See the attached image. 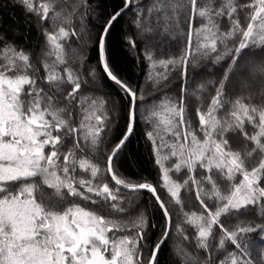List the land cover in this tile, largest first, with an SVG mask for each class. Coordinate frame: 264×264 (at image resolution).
<instances>
[{"label":"snow or ice","instance_id":"snow-or-ice-1","mask_svg":"<svg viewBox=\"0 0 264 264\" xmlns=\"http://www.w3.org/2000/svg\"><path fill=\"white\" fill-rule=\"evenodd\" d=\"M86 2L91 8V0ZM16 3L28 15L27 24L35 17L44 47L37 55L17 43L13 29L0 32V264H264V252L254 255L264 248V0H123L102 31L90 37L98 46L96 65L86 67L88 58L82 57L80 71L69 65L65 44L85 31V18L78 32L72 18L79 13L67 0ZM133 8L135 35L125 41L150 69L179 67L187 80L188 68L202 60L226 63L214 94L203 83L191 94L182 84L175 99L164 96L146 113L144 123L153 126L145 135L158 169L156 185L134 182L117 159L134 133L143 97L111 64L107 40L118 18ZM173 42L178 56L171 52ZM165 43L168 58L156 60V49ZM101 68L100 79L106 77L116 91L84 95L98 91L90 83ZM159 77L168 79L166 73ZM148 78L154 79L152 72ZM193 98L199 104L196 127ZM121 119L123 132L115 139L106 136L115 131L109 125L118 126ZM185 172L182 183L172 178ZM189 187L203 212H183L193 236L182 225L176 230L185 241H194V250L169 247L164 258L172 216L160 190L179 205L181 190ZM122 189L152 195L164 218L156 239L148 235L140 204L135 197L120 196ZM253 212L232 229L221 219ZM113 213L127 218L116 219ZM214 226L220 238L211 244ZM254 233L261 234L259 241Z\"/></svg>","mask_w":264,"mask_h":264},{"label":"trees","instance_id":"trees-1","mask_svg":"<svg viewBox=\"0 0 264 264\" xmlns=\"http://www.w3.org/2000/svg\"><path fill=\"white\" fill-rule=\"evenodd\" d=\"M97 2L99 8H96ZM71 10L78 12V15H74L72 18L73 25L79 32L81 27L82 18L85 31L80 33L78 36L70 37L65 44L66 51L68 52V62L71 67L80 71L81 58L87 57L86 67L90 68L96 65L98 60V46L94 47L90 43L91 35H94L98 31H102L101 25L105 22L109 14L113 13L114 10H119L123 7V0H91V8L88 7L86 0H67ZM92 9H96L93 11ZM67 11V9L65 10ZM135 9L126 11L121 15L118 20L114 23L113 27L108 36L107 40V55L111 64L118 70L121 77L126 80L133 88H138L140 95L143 97L141 101H138V120L135 125L134 133L130 137L127 143L123 157H118L121 167L133 181H143L156 185L159 179L158 169L154 164L153 156L151 154V144L147 140L145 133L153 130L151 123L145 124L144 117L146 113L150 112L152 105L158 104L164 96L176 98L179 95L180 86L182 84L188 85V92L191 94L196 88L197 84H206L208 89H213L216 81H218L223 75V69L226 67L225 62L220 64H213L211 59L202 60L199 67L188 68L187 80L182 79L181 70L179 67L169 66L166 71L163 67L157 65L154 69L149 68V62L146 61L142 56L132 51L129 45L125 41L127 35H135L132 28L131 21L134 19ZM90 17V19H87ZM99 17V18H97ZM29 19L28 15L24 10L16 3V0H0V32L7 31L9 28L13 29L18 33L17 43L24 44L35 50L38 55L41 53L44 47L43 37L38 33V26L35 23V17L32 18L33 23L27 24L26 21ZM51 23V22H49ZM198 26V25H196ZM12 33L9 32L11 38ZM137 46L142 47L137 37ZM74 50V51H73ZM169 52V46L167 43L158 47L155 51V59H167ZM171 52L173 55H180L178 46L173 42L171 44ZM149 72L153 73L154 79L149 80ZM160 73H166L168 79L164 80L159 77ZM102 74V68L97 72V80L94 85L90 86L98 89L95 92L85 91L84 95H90L93 97H99L105 92H114L116 87L113 83L107 80V78L100 79ZM90 79V78H89ZM157 80L159 83L157 84ZM211 82V83H209ZM231 85H229V97H232ZM254 88L257 90V102H259V91L261 85L259 81H254ZM214 94V92H211ZM206 100H210V94L204 93ZM124 106H127V98L122 101ZM199 106L198 102L193 98L190 112L193 121V126H198V118L195 117V109ZM108 110L111 111V106H107ZM206 109V104H205ZM115 127V131H109L105 135L113 139L117 138L124 130L125 124L123 119L120 120L118 126L109 125V128ZM202 136V133H200ZM171 139V137H168ZM101 151H103V145H101ZM89 155H92L89 153ZM98 158V156H97ZM258 159V158H257ZM106 163V162H105ZM103 167V163L101 165ZM172 178L178 182H183L186 178V172L184 174L172 173ZM85 179H89V174H84ZM110 179V177H107ZM228 185L222 184V190L227 191ZM123 197H135L137 203L140 204V211L145 213L147 222L149 224L148 235L152 239H156L159 235L160 228L164 223L162 212L159 210L158 205L154 203V198L146 190H141L136 193H129L127 190L122 189L119 193ZM160 195L165 200V203L172 216V229L171 237L164 246V258H167L169 253L168 249L171 247L176 250L177 246L184 248L187 251H193L195 243L194 241H185L183 236L177 232L176 225H182L184 232L189 236H193L195 229L184 223L185 217L183 212H197L202 213L203 209L200 207L199 201L195 198V190L189 188L182 189L180 192L181 204H176L164 190H160ZM206 203L213 205L214 202L208 200L205 197ZM81 206L94 209L95 206L91 205L90 202L79 201ZM127 207V204H125ZM106 213L108 210H105ZM116 219L127 218L123 217L122 214L113 213ZM206 215V214H205ZM246 216H254L253 213H242L238 219L235 215L228 217H221L225 226L232 229L236 226L240 219H244ZM151 225H155V228H151ZM213 232L215 234L214 239H210L211 244L218 242L220 238L218 226H214ZM261 234L254 233L252 238L259 241ZM264 244V241H260ZM257 252H264V248L256 249L254 255ZM188 264V262H186Z\"/></svg>","mask_w":264,"mask_h":264},{"label":"rangeland","instance_id":"rangeland-1","mask_svg":"<svg viewBox=\"0 0 264 264\" xmlns=\"http://www.w3.org/2000/svg\"><path fill=\"white\" fill-rule=\"evenodd\" d=\"M177 248H178V246H177ZM177 248H176V249H177Z\"/></svg>","mask_w":264,"mask_h":264},{"label":"water","instance_id":"water-1","mask_svg":"<svg viewBox=\"0 0 264 264\" xmlns=\"http://www.w3.org/2000/svg\"><path fill=\"white\" fill-rule=\"evenodd\" d=\"M121 9V8H120ZM128 191V190H127Z\"/></svg>","mask_w":264,"mask_h":264}]
</instances>
